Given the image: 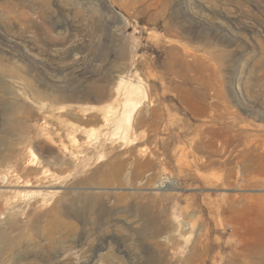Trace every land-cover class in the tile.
Here are the masks:
<instances>
[{
    "label": "rangeland",
    "instance_id": "obj_1",
    "mask_svg": "<svg viewBox=\"0 0 264 264\" xmlns=\"http://www.w3.org/2000/svg\"><path fill=\"white\" fill-rule=\"evenodd\" d=\"M0 264H264V0H0Z\"/></svg>",
    "mask_w": 264,
    "mask_h": 264
},
{
    "label": "bare ground",
    "instance_id": "obj_2",
    "mask_svg": "<svg viewBox=\"0 0 264 264\" xmlns=\"http://www.w3.org/2000/svg\"><path fill=\"white\" fill-rule=\"evenodd\" d=\"M116 90L117 97L121 95L123 99L124 108L117 121L118 126H122L124 123H129L131 118L130 109L136 106L138 98L143 95V90L138 83L125 79H121L117 82Z\"/></svg>",
    "mask_w": 264,
    "mask_h": 264
}]
</instances>
